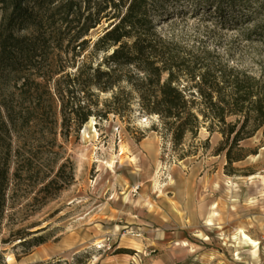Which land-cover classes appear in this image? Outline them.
<instances>
[{"label":"rangeland","instance_id":"374dc122","mask_svg":"<svg viewBox=\"0 0 264 264\" xmlns=\"http://www.w3.org/2000/svg\"><path fill=\"white\" fill-rule=\"evenodd\" d=\"M6 7L0 3V20ZM210 12L208 19L200 11L160 22L158 30L200 60L227 62L264 77V39L257 36L258 23L238 19L224 24ZM40 13L49 49L36 62H74L71 53L62 51L70 52L82 40H89V45L75 62L101 61V53L87 58V48L109 23L102 21L70 45L76 23L61 31L58 24L48 28L59 20L60 12L47 11L45 6ZM7 78L0 81V99L12 100L16 111L24 114L28 104L16 89L21 81ZM107 97L101 95L100 101ZM31 111L38 118V109ZM0 113L6 124L1 108ZM56 120L55 137L50 125L41 122L9 130L10 173L0 213V264H264L261 132L240 145L246 154L257 151L258 158L251 154L230 169L225 167L224 153L214 155L221 137L205 129L195 142L197 155L175 160L169 146L164 152L162 139L149 131L156 118L139 114L136 105L129 120L114 115L106 120L90 118L78 133L72 128L67 139L60 134L59 114ZM206 140L208 149L202 150L200 144ZM63 163L73 168L70 184L40 193V179L46 173L52 177L50 170L55 172ZM15 169L20 171L18 177L13 176ZM255 174L261 178L246 181ZM208 220L211 226L206 225ZM243 235L258 245L252 248ZM20 236L27 242L36 236L45 241L26 248L19 245Z\"/></svg>","mask_w":264,"mask_h":264},{"label":"trees","instance_id":"16d2710c","mask_svg":"<svg viewBox=\"0 0 264 264\" xmlns=\"http://www.w3.org/2000/svg\"><path fill=\"white\" fill-rule=\"evenodd\" d=\"M74 1L0 0L7 5L0 20V81L7 77L21 81L16 86L18 96L28 104L22 114L16 111L12 100L0 99L6 121L5 124L0 113V213L9 186V130L14 132L17 127L30 128L41 122L50 125L49 132L55 137L57 114L61 119L60 134L67 139L72 128L78 133L90 118L106 120L114 115L121 121L129 120L136 105L139 114L156 118L149 131L162 139L164 152L169 146L177 161L197 155L199 147L195 142L201 129L221 137L214 155L224 153L226 168L232 169L233 164L249 155H257V151L246 154L240 145L259 132L264 147V77L227 62L200 60L158 30L160 22L189 13L195 16L201 11L208 19L212 10L224 24L238 19L257 22V36L264 39V0ZM55 3L58 6H53ZM45 6L47 11L50 8L61 15L48 28L58 24L61 31L76 23L70 45L78 43L102 21L109 23L91 49L87 48V58L101 53V61L95 65L75 62L89 45V40H82L70 52L62 51L71 53L74 62H36L49 49L46 24L40 13ZM20 31L25 34L18 35ZM57 43L61 50L62 38ZM101 95L108 97L100 101ZM36 108L40 112L38 118L31 111ZM200 145L207 150L208 140ZM231 171L229 175H233L234 170ZM19 172L15 169L13 176L18 177ZM50 173L52 177L46 173L40 179V193L55 185L56 190H62L73 179V168H67L65 163ZM17 239L26 248L45 241L39 236L29 242L25 236Z\"/></svg>","mask_w":264,"mask_h":264},{"label":"bare ground","instance_id":"6f19581e","mask_svg":"<svg viewBox=\"0 0 264 264\" xmlns=\"http://www.w3.org/2000/svg\"><path fill=\"white\" fill-rule=\"evenodd\" d=\"M256 158H258V157H257V156H254V159H256ZM260 178H261V177H260L259 174L250 175V176L246 177V181H254V180H256V179H260ZM236 180H238V179H236ZM210 223H211V222L208 220L206 225H207V226H211ZM204 239H205V238H204ZM243 239H244V241H247V243H248L249 245H251L252 248H255V247L258 245L256 242L252 241L251 239H249V238L246 237L245 235H243Z\"/></svg>","mask_w":264,"mask_h":264},{"label":"crops","instance_id":"0c3cea01","mask_svg":"<svg viewBox=\"0 0 264 264\" xmlns=\"http://www.w3.org/2000/svg\"><path fill=\"white\" fill-rule=\"evenodd\" d=\"M213 220H214V218H213Z\"/></svg>","mask_w":264,"mask_h":264}]
</instances>
